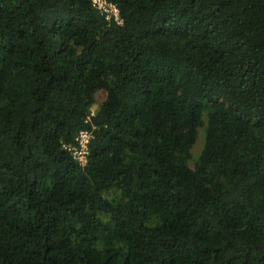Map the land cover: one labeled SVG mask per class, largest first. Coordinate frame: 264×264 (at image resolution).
Instances as JSON below:
<instances>
[{"label": "trees", "instance_id": "16d2710c", "mask_svg": "<svg viewBox=\"0 0 264 264\" xmlns=\"http://www.w3.org/2000/svg\"><path fill=\"white\" fill-rule=\"evenodd\" d=\"M110 1L0 0V264H264V0Z\"/></svg>", "mask_w": 264, "mask_h": 264}, {"label": "built area", "instance_id": "2783aa9c", "mask_svg": "<svg viewBox=\"0 0 264 264\" xmlns=\"http://www.w3.org/2000/svg\"><path fill=\"white\" fill-rule=\"evenodd\" d=\"M93 7H95L105 19L115 22L117 24H123L124 19L121 15L119 6L110 0H91ZM95 109L92 110L89 118L95 115ZM94 130L90 128L81 129L75 137L73 143H64L63 148L68 150L73 158L81 165H87L89 161V147L92 139L94 138Z\"/></svg>", "mask_w": 264, "mask_h": 264}, {"label": "rangeland", "instance_id": "374dc122", "mask_svg": "<svg viewBox=\"0 0 264 264\" xmlns=\"http://www.w3.org/2000/svg\"><path fill=\"white\" fill-rule=\"evenodd\" d=\"M105 98H106V91L104 90L99 91L96 96L97 104L94 106L93 109L96 110V107L98 106V104H100ZM203 136H204L203 134H200L199 139L197 140L196 144L192 148L193 158L191 160V166H194L195 162L198 159L199 153L203 146Z\"/></svg>", "mask_w": 264, "mask_h": 264}]
</instances>
